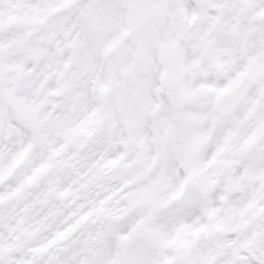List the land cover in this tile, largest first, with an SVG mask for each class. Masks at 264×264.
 <instances>
[{
    "label": "rangeland",
    "instance_id": "1",
    "mask_svg": "<svg viewBox=\"0 0 264 264\" xmlns=\"http://www.w3.org/2000/svg\"><path fill=\"white\" fill-rule=\"evenodd\" d=\"M0 53V264H264V0H0Z\"/></svg>",
    "mask_w": 264,
    "mask_h": 264
},
{
    "label": "water",
    "instance_id": "2",
    "mask_svg": "<svg viewBox=\"0 0 264 264\" xmlns=\"http://www.w3.org/2000/svg\"><path fill=\"white\" fill-rule=\"evenodd\" d=\"M198 5H203L204 0H196ZM4 74V67L2 61L0 59V80H2ZM168 94L173 104L174 108L183 111L184 107V97L182 94V90L180 88V83L177 77H172L168 81ZM198 192L197 185L195 183L189 184L182 194L179 196L175 203L176 209L183 208L188 205H193L197 202Z\"/></svg>",
    "mask_w": 264,
    "mask_h": 264
}]
</instances>
